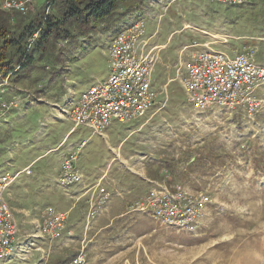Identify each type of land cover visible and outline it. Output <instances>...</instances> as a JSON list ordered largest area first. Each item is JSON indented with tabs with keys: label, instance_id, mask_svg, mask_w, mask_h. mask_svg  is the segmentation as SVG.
Wrapping results in <instances>:
<instances>
[{
	"label": "rangeland",
	"instance_id": "1",
	"mask_svg": "<svg viewBox=\"0 0 264 264\" xmlns=\"http://www.w3.org/2000/svg\"><path fill=\"white\" fill-rule=\"evenodd\" d=\"M124 1L116 12L125 16L111 31L140 17L145 38L154 35L149 45H164L154 53L151 80L157 90L167 84L157 96L167 101L155 105L151 112L157 115L149 122L124 127L132 136L123 151L133 159L130 166L114 161L101 181L110 198L88 224L82 202L78 211L67 213L74 187L63 191L55 185L60 153L37 158L57 147L73 126L51 119L48 106L70 103L107 77L104 46L111 32L105 33L100 22L94 30L82 28L87 36L74 32L56 47L29 52L33 60L16 73L0 72V173L14 175L37 159L31 176L22 173L5 195L19 231L13 251L0 264H69L80 253L84 264H264V85L253 93L258 105L252 114L244 107L199 112L187 102L176 72L187 58L182 48L203 33L224 43L213 49L228 55L242 46L259 49L255 62L264 65V0L238 7L212 0ZM125 7L134 11L129 14ZM121 127L114 123L105 140L83 127L68 136L67 146L85 142L77 163L84 180L105 168L108 147L117 144L115 131ZM154 190H180L196 211L193 219L167 222L142 210ZM48 209L67 213L55 240L38 232Z\"/></svg>",
	"mask_w": 264,
	"mask_h": 264
},
{
	"label": "built area",
	"instance_id": "2",
	"mask_svg": "<svg viewBox=\"0 0 264 264\" xmlns=\"http://www.w3.org/2000/svg\"><path fill=\"white\" fill-rule=\"evenodd\" d=\"M56 0H2L1 8L7 12L25 15L34 2L46 4V14ZM228 6H241L249 0H212ZM34 35L33 38H35ZM215 38V37H214ZM152 37L145 38L144 23L141 18H133L107 39L108 75L81 94L69 111L60 110L73 128H87L92 135H103L113 122L129 124L143 119L156 104L158 93L152 86L156 47H150ZM215 41V40H214ZM187 52L185 63L177 68L181 74V87L187 102L197 111L212 107L232 111L244 107L252 114L258 105L254 91L264 85V66L254 61V52L243 49L233 57L215 51L211 44L193 42L181 50ZM84 144L69 153L62 161L56 183L63 191L73 186L90 193L86 224L97 216L99 209L110 198L101 187L100 181L87 187L76 168L78 156ZM30 175V167L10 175L0 173V259L10 256L18 236V226L13 212L5 200L10 186L21 175ZM66 195H68L66 193ZM187 202V203H186ZM184 193L177 190L173 194L150 191L142 204V210L162 221L192 220L196 211L189 205ZM67 213L52 210L42 212L39 234L50 240L58 239L64 230ZM69 264H84L83 254H78Z\"/></svg>",
	"mask_w": 264,
	"mask_h": 264
},
{
	"label": "trees",
	"instance_id": "3",
	"mask_svg": "<svg viewBox=\"0 0 264 264\" xmlns=\"http://www.w3.org/2000/svg\"><path fill=\"white\" fill-rule=\"evenodd\" d=\"M122 2L125 3L124 0H56L51 4L53 12L47 14L45 3L34 2L32 7L40 5L25 15L4 11L0 5V72L16 73L33 60L29 52L41 51L45 45L56 47V43L69 35L72 37L74 32L87 36V29L82 28L94 30L99 22L106 26L105 33H116L119 29H111L125 16L116 12ZM125 8L129 14L133 10ZM115 14L121 16L112 22Z\"/></svg>",
	"mask_w": 264,
	"mask_h": 264
},
{
	"label": "crops",
	"instance_id": "4",
	"mask_svg": "<svg viewBox=\"0 0 264 264\" xmlns=\"http://www.w3.org/2000/svg\"><path fill=\"white\" fill-rule=\"evenodd\" d=\"M204 35L201 37V39L197 42V43H199L200 45H203V44H207V43H209V44H211V42H210V40H208V37H210L209 35H207V34H205V33H203ZM237 38V37H236ZM215 45H211V47L213 48V47H215V48H217V47H221V45H223V43H214ZM248 44V43H247ZM152 46H156V47H163L164 48V45H157V44H154V45H152ZM251 47L250 46V44L249 45H247V47ZM255 46V45H254ZM254 46H252V48L254 47ZM242 47H244V46H242ZM256 47V46H255ZM240 49V48H239ZM249 49H251V48H249ZM259 50V49H258ZM257 50V51H258ZM236 51H239V50H236ZM230 56H232V55H230ZM157 59H158V57H157ZM264 66V65H263ZM170 80H168V82H169ZM167 82V83H168ZM167 84H164V85H162V86H160V88L157 90L156 88H155V86L152 84V86H153V89L158 93V91H160L161 90V88H165V86H166ZM91 86H93V85H91ZM90 86V87H91ZM158 96H159V93H158ZM78 98V97H77ZM77 98L74 96L72 99H70L71 100V102L70 103H68V101L69 100H67V101H65L66 103L65 104H62L61 106H57V107H55V108H57V109H55V108H53L51 105H49L48 106V108L50 109V110H52V111H54V112H52L51 111V119H53V120H59V121H61V120H63V119H66V120H68L65 116H63V115H61V113H60V111L58 110L59 108L61 109H63V110H65V111H69L70 109H71V107H72V105L75 103V101L77 100ZM166 101H167V98L166 99H164V100H162V101H160V100H158V97H157V99H156V104L155 105H163L164 104V102L166 103ZM64 102V101H63ZM165 105V104H164ZM155 109H157V108H155ZM160 109H162V107H160L159 108V110ZM158 110V109H157ZM151 112V111H150ZM148 113L143 119H139V120H136V121H133V122H131V124L132 123H139V122H141L142 120H146L147 122H149L150 120H152L153 119V117H155L156 115H157V112H151V113ZM114 123H118V122H113L108 128L110 129V127L112 126V125H114ZM118 124H120L122 127L121 128H123L121 131H115V133H116V137L117 138H119V140H117L118 142H117V144L114 146V147H108L109 148V151H110V158H109V160L107 161V163H106V166H105V168H103V169H100L99 171H98V174H96V175H94V176H91V177H88L86 180H84L85 181V183L86 184H93V183H95V182H97V181H99V180H103V178H105V177H107V175H108V173H109V171H110V169L112 168V165H113V163H114V161H117L118 160V162H119V164L120 165H122L123 166V164L124 165H127V166H130L129 165V162L133 159V156H131L130 154H128V151H123V148H124V145L126 144V142H128L129 141V139H131V136H132V131L130 132V129H128V130H125L124 129V127L125 126H127V125H129V124H121V123H118ZM78 129V128H77ZM76 129H74L73 128V126L71 127V129H70V131L65 135V137L61 140V142L57 145V147H55L54 149H49V150H47L46 152H45V154L44 155H42V156H40V157H38L37 159H39V158H42V157H44L45 155H47V154H50V153H60V155H59V161H58V168L57 169H55L54 170V172H55V176H56V178H55V185L57 186V183H56V179H57V176H58V173H59V171H60V168H61V163H62V161H63V159L69 154V153H71L72 151H74V147L75 146H67L66 145V142H67V138H68V136L70 135V134H72L74 131H75ZM122 133H123V136H122ZM92 135V134H91ZM103 138H104V140L107 138V130H106V132H105V134L102 136ZM82 143H85V142H82ZM67 146V147H66ZM117 153V155H115ZM81 154V153H80ZM80 157V156H79ZM79 157H78V160H77V163H78V161H79ZM36 159V160H37ZM36 160H34V161H32L31 163H29L25 168H27V167H30V175H26V176H31V168L34 166V164H35V162H36ZM133 163L131 164V174L133 175V176H136V169H134V163H136V160L134 159L133 161H132ZM77 163H76V168L78 169V171H79V168L77 167ZM7 164H9V163H7ZM24 168V169H25ZM1 172V171H0ZM135 174V175H134ZM132 183H133V186H134V188H135V185H136V183H134V180H132L131 181ZM130 182V183H131ZM144 183L146 184L147 183V180L146 179H144ZM12 186V185H11ZM10 186V187H11ZM90 186V185H89ZM74 187V192L70 195V198H72V200H71V207H69L68 208V214H72V212H74V211H78V209L80 208V205H81V202L85 205V211H87V204H88V200H89V198H90V193H86L85 194V189H81V187H79V186H73ZM73 187H71V190L73 189ZM10 189V188H9ZM7 190V194H6V196L9 194L10 195V190ZM77 190V191H76ZM106 190V189H105ZM132 190H133V188L130 186V187H128V189H127V191H128V193H132ZM65 195V194H64ZM70 198H69V200H70ZM74 201V202H73ZM12 210V209H11ZM19 210V212H24V210L23 209H18ZM12 212H13V210H12ZM15 219V218H14ZM15 222H16V220H15ZM16 224H17V222H16ZM17 226H18V224H17ZM19 231V230H18Z\"/></svg>",
	"mask_w": 264,
	"mask_h": 264
}]
</instances>
